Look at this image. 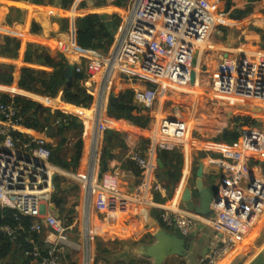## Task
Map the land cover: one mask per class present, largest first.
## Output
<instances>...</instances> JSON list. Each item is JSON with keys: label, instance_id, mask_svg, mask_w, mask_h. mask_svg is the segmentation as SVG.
<instances>
[{"label": "crops", "instance_id": "0c3cea01", "mask_svg": "<svg viewBox=\"0 0 264 264\" xmlns=\"http://www.w3.org/2000/svg\"><path fill=\"white\" fill-rule=\"evenodd\" d=\"M116 2L74 0L68 8H64L63 0H0V36L16 38L21 42L17 56L0 52V65L11 66L15 77L12 84L0 82V94H6L11 99L21 96L34 100L39 106L76 116L84 125L82 129H73L55 137H49L47 129H31L16 138L19 153L25 155L29 153L24 146L29 135L45 138L53 150L49 171L57 174V177L54 186L50 184L45 192L42 213L57 216L67 227L70 244L59 247L61 264H155L153 259L141 254V247L156 242L154 234L158 230L157 224L169 231L176 230L163 224L161 215L165 209L198 215L187 208L183 196L188 187L197 193L196 179L200 165H203V181L206 186L212 183L221 186L234 168L221 153L223 149L237 147L240 143L237 126L242 123L233 121V117L247 114L258 121L257 125L250 124L264 130V109L260 112L253 105L219 99L207 91V87L216 79V69L222 59L233 56L238 49L264 48V0H232L230 9H225L223 0H213L214 11L227 14V24L219 26V31L213 34L215 40L211 36L213 48L197 53L196 69L199 75L196 77L197 82L190 88L197 85L199 89L192 94L172 88L169 93H165L163 101L159 95L153 107L147 108L150 116L145 127L137 126L124 117H117L110 110L112 93L121 100L127 88H130L133 97L135 87L128 80L122 84L120 78L117 79L115 87L110 88L104 99L102 118L108 121V128L114 130L112 138L108 137L107 130L96 136L99 120L96 106L100 87H93L90 79L81 81L82 86L95 96L89 107L62 99L63 87L55 97H51L18 85L25 66L48 73L52 70L41 63L25 62L29 44L62 53L67 58L72 41L75 39L77 42L74 36L77 17L90 11L106 16H120L124 4L118 5ZM248 5L251 8L248 14L243 17L235 15V10L245 9ZM207 45L209 48L210 44ZM3 46V39L0 38V51ZM203 85L205 87H201ZM175 89L185 98L178 97L174 93ZM174 107H180L189 119H194L196 126L190 128L191 137L179 143L176 150L159 151L152 143L157 116H168ZM199 107L201 111L197 116ZM232 132L238 134L235 142L228 141ZM79 138L84 141V149L77 166L69 169L59 165V158L66 163H72L76 158L75 144ZM132 151H138L147 159L148 166L144 171L129 158ZM177 154L181 156L176 157ZM105 165L106 171L98 179ZM250 165L252 172L264 170V161H251ZM157 183L163 188L156 190ZM109 184L115 185L114 191L104 188ZM241 184L245 185L244 179ZM54 198H62L55 210L52 209ZM151 221L157 224L152 225ZM261 222L258 232L247 244V249L230 260L224 256L216 264H253L264 248L262 246L255 254L247 257L264 232V216ZM198 223L201 222L198 221L192 231L195 239L188 255L168 256L164 264H201L213 247L215 231L208 225L201 223L199 226ZM40 237L44 243L56 239L46 228ZM22 246V240L5 246V242L0 239V264H29L30 259L35 264L34 258L26 255Z\"/></svg>", "mask_w": 264, "mask_h": 264}, {"label": "built area", "instance_id": "2783aa9c", "mask_svg": "<svg viewBox=\"0 0 264 264\" xmlns=\"http://www.w3.org/2000/svg\"><path fill=\"white\" fill-rule=\"evenodd\" d=\"M124 5L108 52L83 48L75 39L68 50L67 60L75 63V72L85 73L86 79L100 87L97 137L109 127L102 118L104 99L117 79L122 84L128 80L135 87V104L151 108L162 93L192 86V71L199 75L194 66L196 54L213 48L211 36L219 26L227 24V14L215 12L209 0H125ZM215 74V81L207 87L212 96L264 109V48L238 49L233 56L222 59ZM136 82L148 85L140 88ZM23 120L13 99H0V205L34 217L30 231L40 234L46 228L56 236L54 241L44 243V249L31 240L33 246L25 254L32 256L35 264H61L59 247L70 244L67 227L57 216L42 213L43 197L54 174L49 171L52 152L45 138L29 135L24 145L29 153L20 154L32 159L27 165L34 172L27 170L20 175L25 162L17 159L20 151L15 133ZM237 130L241 137L239 145L221 151L234 168L218 188V199L212 203L213 216H192L175 209H165L161 215L167 228L178 229L185 235L192 233L198 221L214 229L213 247L201 264H216L227 253L236 251L264 216V170L252 172L250 165L251 161H264V130L250 123L238 125ZM190 131L188 116L180 107H174L168 116L158 114L153 146L159 151H174L191 137ZM129 158L143 171L148 166L147 159L138 151H132ZM14 161L19 165L14 166ZM30 176L35 180H30ZM104 188L114 191L116 187L109 184ZM162 188L160 183L155 185L156 190ZM0 233L12 240L17 238L16 228L9 224L0 223Z\"/></svg>", "mask_w": 264, "mask_h": 264}, {"label": "trees", "instance_id": "16d2710c", "mask_svg": "<svg viewBox=\"0 0 264 264\" xmlns=\"http://www.w3.org/2000/svg\"><path fill=\"white\" fill-rule=\"evenodd\" d=\"M73 1L74 0H63L62 5L64 8H68ZM116 3L118 5H123L125 1L117 0ZM223 3L226 6L225 9H230L232 6V0H223ZM250 11L251 8L250 5H248L245 9H238L234 12L236 16L243 17ZM120 22L121 18L118 15L106 16L94 11L85 12L83 16H78L76 19V39L78 45L83 48H96L104 53L108 52L114 42V35ZM0 38H2L4 42L3 50L0 52L17 56V51L21 46V42L9 36H0ZM25 62L41 63L42 65L49 66L52 70L48 73L45 70H38L31 66H25L22 68L18 85L29 91L55 97L60 88L65 84V69L68 63L66 56L62 53L50 52L44 47L29 44L25 53ZM85 77V73L75 72L73 87L63 90L62 99L78 106H91L95 100V96L82 86L81 81L85 79ZM14 79L12 67L0 65V82L12 84ZM136 84L139 85L140 88H146V85H148L140 82H136ZM0 99L3 101L11 100L6 94H0ZM13 100L24 119L19 130L15 133L16 138L23 136L24 133H27L31 129L38 131L47 129L46 132L49 137H55L57 134H65L73 129H82L84 127L83 122L78 117L63 113L60 110H52L51 108L39 106V103L34 100L21 96H16ZM79 110L81 111V109ZM115 115L117 117H124L140 127L147 126L150 116L147 108H143L134 103L132 90H130V88H127L126 94L121 97ZM57 120H59V122H57ZM233 121L240 122L242 125H247L249 123L258 124L256 118L247 114L234 116ZM237 139L238 134L232 132L228 141L235 142ZM47 146L51 149L48 144ZM83 149L84 141L82 138H79L75 144L76 158L72 163H66L63 159L59 158V165L69 169L71 166H77L83 154ZM51 152L52 156H54L52 149ZM180 156L181 155L178 154L176 155V157ZM34 222V217L23 215L12 208L0 206V223L15 227L17 233V238L15 240H12L3 233H0V239L5 242V246H10L13 242L18 243L22 240V248L24 251L33 246L31 240H34L44 249L45 244L40 234L30 231V227ZM69 222H71V220ZM29 264H32L31 259Z\"/></svg>", "mask_w": 264, "mask_h": 264}, {"label": "water", "instance_id": "95a60500", "mask_svg": "<svg viewBox=\"0 0 264 264\" xmlns=\"http://www.w3.org/2000/svg\"><path fill=\"white\" fill-rule=\"evenodd\" d=\"M211 4H213V0H209ZM87 10V7L84 9ZM74 36L76 38V30L74 31ZM264 46V44H263ZM198 64L197 54L196 58L194 60V66ZM74 73H75V63L68 62L66 69H65V84L63 86L64 89H71L73 87L74 83ZM196 72L193 70L191 75V82L192 84L196 81ZM110 110L112 111L113 115L116 114L117 111V105L120 102L119 96L112 93L110 96ZM257 111H262L260 108L257 109ZM114 133V130L112 128L107 129V135L109 138H112ZM17 159L23 160L24 164L22 166L23 169L19 171L20 175H24L25 171L30 170L31 172H34V169L29 168L27 163H30L32 159H30L28 156L21 155L20 153H17ZM34 161V160H33ZM52 161V157L50 158V162ZM37 163L36 161H34ZM14 166L19 165L17 161H14ZM107 165H105V168L99 173L98 179H100L102 173L106 171ZM15 169V168H14ZM43 178H46V175L42 174ZM57 177V174L52 175V185L54 186V180ZM176 179H178L176 177ZM19 180H22L21 177H19ZM30 180H35V177L30 176ZM46 185V183H45ZM218 186L215 183H212L211 185L206 186L203 181V165L201 164L198 171H197V179H196V189L197 193H193L192 189L188 187L184 193L183 200L186 202L187 208L201 216H213L214 210L212 208V203L214 201H217V192H218ZM55 205L52 206V209L55 210L56 207H59L62 198H54L53 199ZM152 225L157 224L156 221L150 222ZM199 226H201V223H198ZM158 230L154 234V238L156 239V242L151 245H142L141 254L149 259H153L155 264H164L165 259L168 256L171 255H178L180 257H186L189 253V250L191 248V245L195 239V236L191 233L189 235L183 234L181 231L176 229L175 231H169L164 229L161 225H158ZM264 254V248L261 251V255ZM260 255V256H261ZM259 256V257H260Z\"/></svg>", "mask_w": 264, "mask_h": 264}, {"label": "rangeland", "instance_id": "374dc122", "mask_svg": "<svg viewBox=\"0 0 264 264\" xmlns=\"http://www.w3.org/2000/svg\"><path fill=\"white\" fill-rule=\"evenodd\" d=\"M125 5H123L122 6V10H124L125 9V7H124ZM215 10V9H214ZM220 12V11H219ZM123 13V12H122ZM121 23V22H120ZM219 31V27L217 28V32ZM214 40L216 39V36L215 35H213V37H212ZM257 48H250V49H248V50H251V51H254V50H256ZM197 82V81H196ZM195 82V83H196ZM93 87H98V85L97 84H94L93 85ZM201 87H205L204 85L203 86H201ZM176 89H179L180 91L181 90H184V91H188L189 93H194L195 91L197 92V89H193V88H190V87H186V88H181V87H179V88H176ZM176 89L174 90V93H176L177 95H178V97H181L182 99H184L185 97L184 96H181L180 94H179V90H177L176 91ZM192 91V92H191ZM166 94H161V96H162V101L164 100V98L166 97L165 96ZM197 111L198 112H196L197 113V116H199L200 115V107H199V109H197ZM187 115V114H186ZM189 123H190V128L191 129H193V128H195V126H196V121L194 120V119H192V118H190L189 119ZM63 223V222H62ZM64 224V223H63ZM255 232V231H254ZM257 233V232H256ZM263 234H262V236L258 239V242L256 243V245L254 246L253 245V249L248 253V255H247V257H249V256H252L253 254H255L262 246H264V232H262ZM254 236V235H253ZM252 236V237H253ZM251 237V236H250ZM251 237V238H252ZM251 238L248 240V242H247V244L251 241ZM248 247V246H247ZM247 257H244V258H247ZM230 260V259H229ZM225 263V262H224ZM253 264H264V254H262Z\"/></svg>", "mask_w": 264, "mask_h": 264}, {"label": "bare ground", "instance_id": "6f19581e", "mask_svg": "<svg viewBox=\"0 0 264 264\" xmlns=\"http://www.w3.org/2000/svg\"><path fill=\"white\" fill-rule=\"evenodd\" d=\"M204 47V46H203ZM196 67H197V65H196ZM195 67V68H196ZM192 84V83H191ZM193 89H199L198 88V86L197 85H194V87H193ZM232 101V100H231ZM64 172V171H63ZM262 225V222H261V220H259L257 223H256V225H255V227L254 228H252L251 229V231L248 233V235H247V237L245 238V241H243L238 247V249L236 250V251H232V252H229V253H227L225 256H226V260H228V259H232L235 255H237L239 252H241L242 250H245V249H247L248 247H247V242H248V240L253 236V235H255V233L256 232H258V230H259V228H260V226ZM255 231V232H254ZM251 236V237H250Z\"/></svg>", "mask_w": 264, "mask_h": 264}]
</instances>
